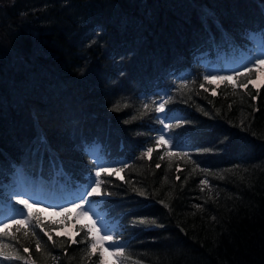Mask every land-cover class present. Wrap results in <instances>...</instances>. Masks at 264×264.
Instances as JSON below:
<instances>
[{"label":"trees","instance_id":"16d2710c","mask_svg":"<svg viewBox=\"0 0 264 264\" xmlns=\"http://www.w3.org/2000/svg\"><path fill=\"white\" fill-rule=\"evenodd\" d=\"M255 36L264 0H0V196L22 175L62 207L109 163L124 171L88 199L119 264H264V84L254 70L209 83L201 64L236 61ZM164 90L186 152L157 143ZM35 216L2 228L0 264H100L83 224Z\"/></svg>","mask_w":264,"mask_h":264},{"label":"rangeland","instance_id":"374dc122","mask_svg":"<svg viewBox=\"0 0 264 264\" xmlns=\"http://www.w3.org/2000/svg\"><path fill=\"white\" fill-rule=\"evenodd\" d=\"M252 47L250 50L247 52H244L241 54L240 58L237 59L234 62H230L229 60L223 59L222 62L220 61L214 62L213 63H208L205 61H201L202 66L205 69V74L206 77H208V81L212 80V77H235L237 73H244L246 72V69L251 68L252 70L255 71L256 75L253 79V85L258 87L262 84V81H264V66H261L257 64V61L260 59H264V38L262 36H255L252 39ZM178 80H183L184 76L177 77ZM229 82H232L234 79H226ZM220 80H213L212 83H218ZM168 92L166 90L164 91H159L157 92V95L153 97L156 102L157 108L161 103H163L164 99L167 97ZM159 117L164 118L165 114L163 112H159ZM172 118H178L175 116L168 117L166 119H160L161 124L163 125V129L161 132L157 135L156 139L158 141V138L163 135L165 140H168V146L164 147V152L165 153H176V152H186L187 149L185 147H179L174 145L172 140L167 136L166 134V127L165 124H168V121H170ZM97 147H94L89 150L91 158L97 157ZM98 161V160H95ZM101 166H107V167H114L113 165L108 164H101ZM98 169V168H97ZM17 175V174H16ZM41 186V188L44 190V187L42 185L34 183V181H29L27 177L20 175L19 177L13 179L11 182V186L9 188H5L3 191L2 196H0V206H6L8 203L10 207H15L17 209H22L23 206L20 204H17L16 201L17 199H28L30 203L34 204V207L32 211L34 212L35 215H38L39 217L43 218H49L56 223H65L66 221L70 222L69 227L67 228H61V231H64L66 229H73V226L78 224H83L84 227L87 229L88 221L87 220H77L75 212L70 211L67 216L63 214H56L59 213L62 207H67L71 209L72 204H68L62 207H59L61 205H57L58 207L52 208L53 203H49L52 197L48 198L44 202V205L38 204L40 201L39 197L34 196V190ZM46 190V189H45ZM44 190V194L46 193ZM38 191H41L39 188ZM78 202V201H76ZM88 207V210L90 211V216L93 220L96 221V226L98 228H101L103 231H106L103 229L101 223H100V218L99 214L91 209L89 205H86ZM47 209V210H45ZM28 215V210L24 209L23 210V216L27 217ZM20 218V212H17V215H10V214H0V229L4 228L5 224H10V222L13 219H19ZM107 232V231H106ZM108 233V232H107ZM103 234V233H102ZM89 235V234H88ZM73 237V234L70 235ZM91 242L93 243V240L91 236L89 235ZM98 253L100 254V251L97 250ZM101 256V254H100ZM103 259H104V264H119V261L116 257H113L109 255V253H104L103 254ZM10 260V259H7ZM8 264H11L8 261Z\"/></svg>","mask_w":264,"mask_h":264},{"label":"snow or ice","instance_id":"6c2138e0","mask_svg":"<svg viewBox=\"0 0 264 264\" xmlns=\"http://www.w3.org/2000/svg\"><path fill=\"white\" fill-rule=\"evenodd\" d=\"M257 64L264 66V59H260L257 61ZM252 69L248 68L246 69V72H251ZM240 73H237L236 76L233 77H212V80H209V83H211L213 80H220L224 81L226 79H235L239 80ZM206 80H208V77H205ZM249 83H253V81L250 79ZM262 84H264V81H262ZM203 87V85H201ZM243 87H247V85H243ZM207 90V89H205ZM168 103L167 100H165L163 103L159 105V107L156 109L158 112H163L165 109V105ZM145 108L148 107L147 104L144 105ZM113 110H118L117 108H113ZM158 119H166L158 117ZM165 127H168L167 124H165ZM157 143L162 144L163 146L167 147L168 146V140H165L164 136L161 135L158 138ZM153 149L149 147L147 151L144 153V155H150L152 153ZM163 159V157H161ZM124 171L123 167L120 168H115V167H107V166H101L95 171V179L91 180L89 184L85 187V190L83 192V197L81 199H78V202H73L71 209L67 207H62L59 213L56 214H63L67 216V214L72 211L75 212L77 220H87L89 223L86 226L87 227V233L91 236L93 243L91 244V249L93 254L97 250L100 251L101 254V260L100 264H104V259H103V254L104 253H109V255L116 257L119 259V257L124 255V249L122 246L118 244V242L114 239V237L110 234H108L106 231H103L101 228H98L96 226V221L93 220L90 216V211L88 210V207L86 205H89L90 200L88 199L89 197L93 196H100V195H107V193L102 192V185L105 183V181L101 178L102 174L107 175V176H112L113 174L119 175L121 172ZM123 179V177H121ZM90 188V190H88ZM142 195V193H141ZM17 204H20L23 206L22 209H18L20 212V218L19 219H13L11 222L15 225H18L16 228V231H20V227H25V228H30L31 227V220L35 216L34 212L32 211L34 204L30 203L28 199H17L16 201ZM27 209L28 210V215L27 217L23 216V210ZM47 210V209H45ZM37 220H39L38 216H35ZM140 223H146V221H140ZM4 228H8V225L5 224ZM3 229H0V232H2ZM41 231H44L43 228H41ZM103 233V234H102ZM7 234V233H5ZM45 235L48 236V239L51 240L52 237L49 235L47 232L44 233ZM79 233H77L78 235ZM25 235H27V232H25ZM33 235L35 236V232H33ZM76 243L77 241H73ZM6 245H0V247H5ZM36 249L37 251L41 250V243L39 239H37V244H36ZM26 252L28 251V248L24 249ZM13 259H18L19 257H12Z\"/></svg>","mask_w":264,"mask_h":264}]
</instances>
